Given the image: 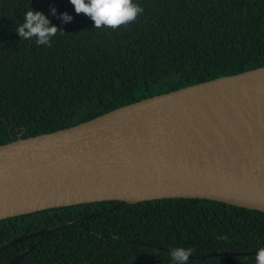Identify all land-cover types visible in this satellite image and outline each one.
I'll use <instances>...</instances> for the list:
<instances>
[{"label":"trees","instance_id":"16d2710c","mask_svg":"<svg viewBox=\"0 0 264 264\" xmlns=\"http://www.w3.org/2000/svg\"><path fill=\"white\" fill-rule=\"evenodd\" d=\"M133 2L144 11L112 30L69 0H0V145L264 66V0ZM30 7L57 27L51 47L15 31ZM16 238L0 264L31 246L16 264H174L177 247L193 249L187 264H255L264 213L204 199L102 201L0 220V245Z\"/></svg>","mask_w":264,"mask_h":264},{"label":"water","instance_id":"95a60500","mask_svg":"<svg viewBox=\"0 0 264 264\" xmlns=\"http://www.w3.org/2000/svg\"><path fill=\"white\" fill-rule=\"evenodd\" d=\"M173 198L264 213V66L0 145V220L94 202Z\"/></svg>","mask_w":264,"mask_h":264},{"label":"clouds","instance_id":"9594fccd","mask_svg":"<svg viewBox=\"0 0 264 264\" xmlns=\"http://www.w3.org/2000/svg\"><path fill=\"white\" fill-rule=\"evenodd\" d=\"M77 14L89 17L94 28H109L116 30L134 22L144 11L133 0H69ZM55 15V9H51ZM63 23H68L72 17L67 13L60 16ZM15 31L21 40H35L37 46L51 47L52 37L58 33L56 26L51 25L44 14L34 11L31 7L24 13L23 22L16 25ZM63 33V31H59ZM192 248L177 247L171 250L170 257L174 264H187L192 255ZM255 264H264V247L258 249Z\"/></svg>","mask_w":264,"mask_h":264}]
</instances>
